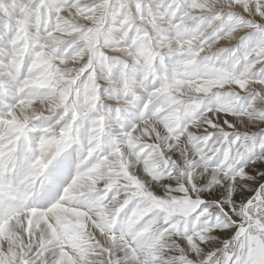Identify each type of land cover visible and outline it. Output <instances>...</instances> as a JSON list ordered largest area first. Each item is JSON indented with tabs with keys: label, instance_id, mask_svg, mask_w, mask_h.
Masks as SVG:
<instances>
[{
	"label": "snow or ice",
	"instance_id": "snow-or-ice-1",
	"mask_svg": "<svg viewBox=\"0 0 264 264\" xmlns=\"http://www.w3.org/2000/svg\"><path fill=\"white\" fill-rule=\"evenodd\" d=\"M0 264H264V0H0Z\"/></svg>",
	"mask_w": 264,
	"mask_h": 264
}]
</instances>
